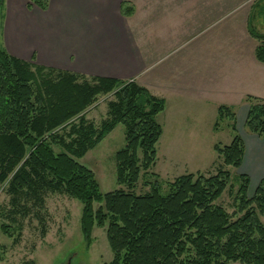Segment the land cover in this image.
<instances>
[{"label": "trees", "instance_id": "trees-1", "mask_svg": "<svg viewBox=\"0 0 264 264\" xmlns=\"http://www.w3.org/2000/svg\"><path fill=\"white\" fill-rule=\"evenodd\" d=\"M30 1L43 9L50 2ZM2 8L0 0L1 17ZM133 10L122 2V14ZM249 30L259 42L255 56L264 63V33L252 24ZM111 92L115 99L108 118L96 126L84 111ZM245 101V126L262 136L264 98L248 94ZM165 105L164 98L134 80L63 71L0 49V187L8 180L11 203L27 210L24 215L30 202L42 205L48 192L79 200L81 230L89 244L94 228L106 226L113 257L104 264H264V178L249 196V176L236 175L237 211L230 213L216 203L231 187L229 170L183 174L166 188L151 171L163 132L157 116ZM223 120L236 131L231 106L219 107L214 128ZM119 123L125 126V145L115 154L119 187L103 193L95 172L79 159ZM68 126L67 134L59 133ZM54 145L62 150L56 152ZM215 150L225 165L239 168L245 143L236 132L230 144L217 143ZM142 173L154 180L146 181L149 191L137 193ZM2 230L8 233L7 225Z\"/></svg>", "mask_w": 264, "mask_h": 264}, {"label": "crops", "instance_id": "crops-1", "mask_svg": "<svg viewBox=\"0 0 264 264\" xmlns=\"http://www.w3.org/2000/svg\"><path fill=\"white\" fill-rule=\"evenodd\" d=\"M123 1L136 6L133 16L122 14ZM154 2L155 19L150 0H50L45 9L3 0L0 49L63 71L134 80L164 98L165 109L172 99L190 102L198 110L181 118L213 124L214 131L219 107L231 106L245 143L237 174L248 175L249 190L256 189L264 178V134L246 128L245 97L264 98V63L247 31L251 24L258 30L256 24L264 33V24L254 23L252 7L239 17L228 0ZM187 131L195 136V129Z\"/></svg>", "mask_w": 264, "mask_h": 264}, {"label": "rangeland", "instance_id": "rangeland-1", "mask_svg": "<svg viewBox=\"0 0 264 264\" xmlns=\"http://www.w3.org/2000/svg\"><path fill=\"white\" fill-rule=\"evenodd\" d=\"M150 1L153 5L151 13L155 19V2ZM127 3L133 6L134 10L132 14L125 16H133L136 6L129 1ZM228 5L238 9L239 17L245 15L244 13L252 7L251 15L254 23L264 24V0H228ZM255 26L263 32L258 25ZM247 32L251 35L249 29ZM233 35L235 34L229 33V36ZM230 96L231 94H228V97ZM114 99L112 92L99 95L84 111L86 119L99 126L108 118L109 102ZM189 103L186 100L172 99L165 111L158 114L157 120L161 123L163 132L156 144V162L151 171L159 175L166 188L169 180L183 174L201 172L211 175L221 168L229 170L232 174L229 185L231 187L216 203L233 213L237 211L238 171L234 166L224 164L223 158L214 150L213 145L230 144L236 131L232 129L230 120L220 121L217 131L212 129L213 124H188L181 115L195 113L198 110ZM199 111L202 112L203 109ZM208 111L209 115L213 112L209 109ZM75 123H78V119ZM190 128L196 130L193 137H190L187 131ZM68 131L70 126L60 130L59 133L65 135ZM124 145L125 126L119 123L79 159L95 172L103 193L119 187L115 154ZM54 149L56 152L62 150L58 145H54ZM139 155L141 156V153ZM148 179L154 180L152 176L141 174L135 188L137 193L149 191L150 187L146 182ZM7 190L8 180L0 187V264H25L27 261H33L34 264H104L112 259L113 252L107 239L106 226L95 227L90 244L86 241L81 230L82 204L79 200L65 193L48 192L42 205L30 202L28 213L24 215L23 211L27 210L14 207L11 203V194ZM254 192L255 189L249 190V196ZM14 208L17 210L15 213L19 212L18 214L12 212ZM3 224L7 225L8 233L2 230Z\"/></svg>", "mask_w": 264, "mask_h": 264}]
</instances>
